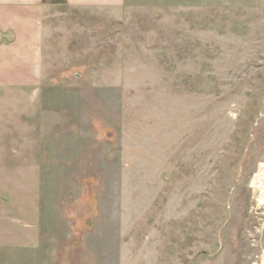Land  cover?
I'll return each instance as SVG.
<instances>
[{
  "label": "rangeland",
  "instance_id": "obj_1",
  "mask_svg": "<svg viewBox=\"0 0 264 264\" xmlns=\"http://www.w3.org/2000/svg\"><path fill=\"white\" fill-rule=\"evenodd\" d=\"M46 2L40 86L0 103L34 264H264V0Z\"/></svg>",
  "mask_w": 264,
  "mask_h": 264
},
{
  "label": "crops",
  "instance_id": "obj_2",
  "mask_svg": "<svg viewBox=\"0 0 264 264\" xmlns=\"http://www.w3.org/2000/svg\"><path fill=\"white\" fill-rule=\"evenodd\" d=\"M72 9L120 8L124 0H66ZM49 3L42 0H0V103L9 89H36L41 83L44 24ZM3 129H0V137ZM0 138V168L10 151ZM5 159V160H2ZM0 199V209L2 207ZM0 210V264H34L35 244L40 246L37 224L8 225ZM5 221V223H4ZM18 222V221H14ZM14 232V234H11ZM11 247V248H10ZM27 251L28 256L21 253ZM39 248V247H38ZM17 252L18 255H12ZM37 262V259H36Z\"/></svg>",
  "mask_w": 264,
  "mask_h": 264
},
{
  "label": "bare ground",
  "instance_id": "obj_3",
  "mask_svg": "<svg viewBox=\"0 0 264 264\" xmlns=\"http://www.w3.org/2000/svg\"><path fill=\"white\" fill-rule=\"evenodd\" d=\"M253 184L260 191L258 201L264 203V166H261V173L255 178Z\"/></svg>",
  "mask_w": 264,
  "mask_h": 264
},
{
  "label": "trees",
  "instance_id": "obj_4",
  "mask_svg": "<svg viewBox=\"0 0 264 264\" xmlns=\"http://www.w3.org/2000/svg\"><path fill=\"white\" fill-rule=\"evenodd\" d=\"M42 1H45V0H42ZM64 2H66V0H63Z\"/></svg>",
  "mask_w": 264,
  "mask_h": 264
}]
</instances>
